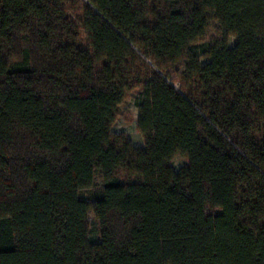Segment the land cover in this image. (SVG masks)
Returning a JSON list of instances; mask_svg holds the SVG:
<instances>
[{
    "label": "trees",
    "instance_id": "1",
    "mask_svg": "<svg viewBox=\"0 0 264 264\" xmlns=\"http://www.w3.org/2000/svg\"><path fill=\"white\" fill-rule=\"evenodd\" d=\"M0 264H264V0H0Z\"/></svg>",
    "mask_w": 264,
    "mask_h": 264
},
{
    "label": "rangeland",
    "instance_id": "2",
    "mask_svg": "<svg viewBox=\"0 0 264 264\" xmlns=\"http://www.w3.org/2000/svg\"><path fill=\"white\" fill-rule=\"evenodd\" d=\"M225 30L223 25L211 14L209 18L208 31L204 36L203 41L209 42L213 38H224ZM236 41L233 36L227 37L228 46H232ZM176 87V83L173 84ZM139 111L133 102V95L130 94L127 98L118 106L117 117L112 125V132L118 134H124L135 146H142L144 144V138L141 132L137 128V118ZM186 164V159L181 155H176L170 165L174 169H178ZM91 217V216H90Z\"/></svg>",
    "mask_w": 264,
    "mask_h": 264
}]
</instances>
